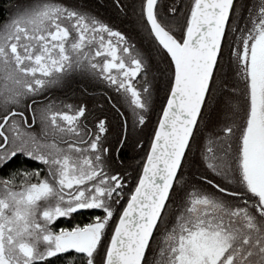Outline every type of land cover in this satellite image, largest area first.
I'll return each instance as SVG.
<instances>
[{
    "label": "snow or ice",
    "instance_id": "1",
    "mask_svg": "<svg viewBox=\"0 0 264 264\" xmlns=\"http://www.w3.org/2000/svg\"><path fill=\"white\" fill-rule=\"evenodd\" d=\"M138 5L15 0L0 18V264H264V0ZM77 75L115 92V125L45 96ZM130 142L134 179L115 161Z\"/></svg>",
    "mask_w": 264,
    "mask_h": 264
},
{
    "label": "trees",
    "instance_id": "2",
    "mask_svg": "<svg viewBox=\"0 0 264 264\" xmlns=\"http://www.w3.org/2000/svg\"><path fill=\"white\" fill-rule=\"evenodd\" d=\"M15 0H0V18L7 15L6 9L9 3H14ZM90 3L96 10L104 16L106 19H115L116 13L112 7V0H90ZM139 10L138 0H137V11ZM124 27H130L127 21ZM156 88L154 91L155 107L150 115L149 121L144 127L143 131L138 132L137 135L144 141L145 150L147 149L151 133L156 125L160 114V107L164 102L165 92L164 83L162 80L157 79ZM106 94V95H105ZM57 101H63L64 103L71 104H87L88 108L93 111L95 115L106 114L112 120L113 125L116 123L115 113L111 108V103L114 102L117 97L114 91L98 84L97 82L87 80L80 76H74L70 79L66 86L62 89H53L51 92L45 93V96H49ZM106 96H111L113 101H108ZM116 129L113 128L109 134L106 142V146H111L115 149L116 145L114 143ZM144 155V150H134L131 142L123 150V153L119 156H115L116 165H118V170L122 172H127L131 174L133 179L139 173L140 167L138 162ZM193 166L187 170L189 176L198 175L203 168L199 166V154L195 152V146L192 155ZM123 162L122 164L120 162ZM33 167H40L41 165L37 161L31 162ZM134 186V185H133ZM102 214L99 211L86 210L81 214L75 216L74 218H60L57 223V228L68 227L76 222H88L90 217L94 215ZM51 264H63V257H53L50 258Z\"/></svg>",
    "mask_w": 264,
    "mask_h": 264
}]
</instances>
